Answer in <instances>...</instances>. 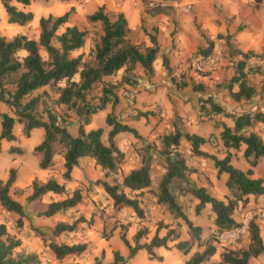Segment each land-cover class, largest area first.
<instances>
[{
    "label": "trees",
    "instance_id": "16d2710c",
    "mask_svg": "<svg viewBox=\"0 0 264 264\" xmlns=\"http://www.w3.org/2000/svg\"><path fill=\"white\" fill-rule=\"evenodd\" d=\"M33 0H0V5L6 16V22L17 26H23L32 20L30 11L18 9L14 3L22 6L28 5ZM68 2L69 0H58ZM166 5H152L145 8V13L154 15L166 9ZM72 7L61 15L40 16L37 19L38 34L36 39L28 38L24 34H17L6 39L0 36V102L9 108L10 114L0 113V140L11 141L14 139L12 126L17 123L21 126V132L28 136L33 128L43 130L42 140L33 147L40 154L37 166L40 169H48L53 165L52 157L59 154L62 158L61 178L69 180V172L81 157L93 160L100 170L106 174L118 169V160L121 153L114 143V136L120 132H127L136 138H140L137 131L116 120L108 113L105 123L109 126L106 134L107 144L101 141L102 129L100 127L84 130L89 124L90 117L96 111L101 110L109 103L113 109L117 102L114 92L115 84L111 83L110 77L119 69L128 73L136 67L150 77L153 73L152 63L159 53V46L153 35H147L148 44L134 42L130 39V29L121 12H117L114 18H109L98 6L92 13L86 16L89 22H98L100 35L98 41L91 48L86 57L79 53L74 57L69 53L82 47L85 31L74 25L65 26L63 31L56 34V30L68 20ZM217 39L223 38L232 56L239 55L240 58L233 63V73L226 84L227 97L234 102H248L254 96L259 100L264 99V73L259 79V89L255 88L248 73H258V66L246 65V60L251 57L264 59V49L259 53L252 51L241 52L231 49L228 41L229 35L216 34ZM55 40L57 45L52 44ZM206 46L198 47V54L205 57L214 49V42L205 39ZM40 51L44 52L41 56ZM162 65L167 70L172 83L175 82L169 72L167 58L161 57ZM208 74L207 71L202 73ZM123 82H131L128 77H122ZM194 91L202 90L200 82L188 81ZM181 80L175 82L177 88H183L188 84ZM60 83V85H59ZM98 85L99 95L97 104H93L86 95L92 92L94 86ZM44 86L54 88L57 96L53 103L63 108V117L59 118L56 112L46 106L41 95L30 94ZM29 96V98H27ZM199 110L212 115H220L230 118L231 126L220 122L221 130L218 140L224 155L221 158L201 150L199 147L211 141V136L202 137L194 133L180 131L173 128L159 136L156 148L154 145L142 147L140 164L129 169L118 183H109L107 180H96L104 193L110 198L114 206L130 208L137 217H141L142 211L135 198L129 197L128 193L148 188L150 185L149 164L151 153L154 152L162 159L163 173L160 175L154 193L155 202L163 206L173 218L181 219L186 226L189 236L188 241H177L173 246L182 254H186L193 240L197 246H202L200 251L192 252L184 261V264H247L249 259L264 252V242L259 236L258 225L251 221L247 228L246 243L242 246L224 248L219 253L217 261H209L215 252V244L212 236L206 239L200 238V227L193 225L185 216L177 197L189 195L197 203L194 212L197 214L201 208L208 205L213 213L212 223L215 229L230 228L237 225L232 218V212L238 203L245 204L248 195H263L264 185L260 178L251 177L252 168L260 159H264V143L254 128L255 123L264 124V112L255 108L240 113H229L221 107L210 96L198 97ZM41 105L40 109L38 106ZM71 113L73 122L66 121L64 114ZM69 113V114H70ZM144 113L138 112L133 118L137 119ZM68 116V115H65ZM184 140L190 154L201 159H210L218 176L226 175L224 186L227 189L226 201L211 196L203 186H196L190 179L189 174L196 169L189 167L182 153L179 151L180 141ZM153 146V147H152ZM233 151H240L241 157L246 161L248 167L241 170L230 163ZM105 176V175H104ZM15 180V169L9 168L4 181L0 180V210L12 213L16 216L15 224L21 225L23 216L22 205L9 194V189ZM30 193L25 197L26 201L39 199L51 193L57 199L45 203L44 209L37 214L42 217H50L57 213L65 212L80 202V193L75 188L68 190L64 183H58L53 178L43 182L31 180ZM76 229V220L68 223L66 221L56 222L51 229V236H58L63 232H72ZM35 230V228H34ZM37 236L44 242L42 232ZM146 233L145 229H137L132 235L133 245H130L123 233H119V239L127 249L126 257L113 251L112 261L108 264H125L126 259L134 256L137 250L144 249L148 259L156 258L152 248L166 247L167 241L178 238L177 233L168 229L163 236L154 233L148 243L140 244L138 240ZM20 245V240L14 234L6 231L3 223H0V264H39V258L34 252H24L14 249ZM46 246L55 259H62L67 255L80 254L85 245L83 243H65L49 240ZM91 264H104L95 259Z\"/></svg>",
    "mask_w": 264,
    "mask_h": 264
},
{
    "label": "rangeland",
    "instance_id": "374dc122",
    "mask_svg": "<svg viewBox=\"0 0 264 264\" xmlns=\"http://www.w3.org/2000/svg\"><path fill=\"white\" fill-rule=\"evenodd\" d=\"M156 4L161 6L166 5L167 7L163 12L154 15L145 13V8ZM233 4H237L238 6L237 10L239 13L236 18L230 14V11L234 8ZM98 6L103 7V11L109 18H114L117 12L123 14L130 29L129 36L132 41L148 44L147 35H153L160 48L157 57L152 63L153 73L150 77H147L139 67H136L128 73L119 69L109 78L111 83L116 85L114 92L117 95V102L113 109L107 103L103 109L92 114L90 122L84 126V130L100 127L102 129L101 141L107 144L106 134L109 126L105 123V116L111 113L116 120L126 125L127 121L130 120L139 123L134 129L140 135V138H136L127 132L117 133L114 136V143L122 155L118 160V169L104 174L98 166L94 167L90 170V174L86 173L87 177L81 180L76 179L77 185L74 188L80 193L81 198L79 203L65 212L57 213L50 217H42L37 213L44 209L45 203L57 199V196L48 194L32 201H26L25 197L31 191L29 187L31 180L35 179L37 182H41L40 177L37 176L38 174L35 175L39 171L38 169H40L37 166L40 154L35 152L33 147L42 140L43 131L40 128H34L26 137L21 132V126L15 123V128L13 129V125L11 131L14 139L8 141V144H4L8 146H2V139L0 140V180L4 181L6 179L9 168L15 169V180L9 189V194L22 205L23 216L21 225L17 226L14 214L0 210V223L4 224L8 233L14 234L15 237L19 238L20 245L14 250L34 252L39 258V264H91L95 259L108 264L112 261L113 251H118L123 257L127 255V249L120 241L119 233H123L129 244L133 245L132 235L137 229L142 228L145 229L146 233L138 240L140 244L148 243L154 233L159 237L163 236L168 229H172L173 233H177L178 238L174 241H167L166 247H163L164 249H157L155 251V248H152L156 256L158 252L168 254L176 253L175 251H177L180 257H188L192 252L196 250L200 251L202 246H197L196 241L193 240L186 254H182L173 246L177 241H188L189 236L183 221L173 218L163 206L155 202L154 193L156 192L159 177L163 173V168L162 159L154 152L151 153L152 158L149 164V187L137 190L134 193L125 191L129 197L137 199L142 211L141 217H137L128 207L114 206L101 186L95 181L105 179L111 184L120 182L122 176L129 169L139 166L140 154L143 153L142 147L148 144L154 145L156 148L159 136L162 133L173 128L191 133L183 129L184 124L191 125L192 133L194 134L202 137L211 136L210 142L199 147L201 150L211 153L218 158L224 155L218 140L219 133L214 129L219 126V123L214 124V128L208 123L203 124V120L200 118L201 115H204L203 111H199L201 115L195 117L194 120L183 116V112L174 115L173 118H167L165 116L167 115L165 114L166 107L163 104L162 106L156 104L152 109L153 111H140L138 110L139 108L135 107V104H137L136 100H134L135 96L133 95L132 97L130 95L136 94L133 93V90L136 89L137 91H143L144 94L145 92L154 91V96L156 97L154 103H157V100L161 102L170 97V87L175 86V82L193 80L200 82L203 86V89L198 91V93L201 92L199 93V97L210 96L215 101L223 103L226 107L233 105L227 97L226 84L229 76L224 67H232L235 60L230 61L233 56H231L225 40L223 38L217 39L216 34L218 33L222 36L228 34V41L231 44L230 48L239 50L240 48L237 47L239 42H235V36L241 37V41L247 39L245 36L247 19L250 20L253 26L264 21V0H243L242 2L239 0H69L68 2L33 0L25 6L16 5L18 9L30 11L32 14V20L23 26L7 23L5 13L0 5V36L10 39L14 35L24 34L28 38L36 39L38 34L37 19L40 16L48 14L53 16L61 15L72 7V12L67 22L56 30V34L63 31L65 26L71 25L84 30L85 36L82 47L70 52L69 56L74 57L81 53L83 54V58H85L87 52L98 41L101 33L98 22L92 23L86 19V16L92 13ZM223 26H225L224 31H222ZM248 28H250L249 25ZM205 39H211L215 46L208 56L203 57L198 54L197 48L206 46ZM52 44L57 45L54 39L52 40ZM40 54L44 56L43 51H40ZM163 55L167 58L169 72L175 80L174 83L171 82L167 70L162 65L161 57ZM246 65L248 67L258 66V73H248V77L258 91V81L261 73H264V59L251 57L246 60ZM204 71H207L208 74L203 75ZM126 76L131 82H123L122 77ZM98 87V85L94 86L92 92L86 95V98L93 104H97ZM186 87L188 88L185 91H188L190 95L192 89L189 82ZM157 89L160 90L157 91ZM54 90L52 87L44 86L33 91L30 97L38 94L41 95L40 99H44L46 106H49L60 118L63 117L64 111L62 106L53 103L57 96ZM256 97L254 96L251 102L239 103V109L250 110L249 105L258 106L260 100ZM137 101V105H140V98ZM142 101V103H145L147 100ZM187 106L188 103L185 101L183 107H185L186 111H188ZM40 107L41 105L38 106V109ZM142 107H145V104L143 106L140 105V108ZM9 111L11 110L0 102V113L6 112L10 114ZM193 111L194 106H191V112ZM138 112L144 113V115L134 119L133 117ZM69 113L64 114V117L66 121L73 122V115ZM148 113L149 115L151 113L154 114L152 118H146ZM161 113H164V115H160ZM142 118L146 119V124L147 121L150 124L154 122V127L149 128V126H145L146 124L142 125ZM163 120H165V123ZM195 120L198 123L193 124ZM214 121L219 122L218 120ZM254 128L256 131L261 132L259 136L264 143V125H255ZM179 151L184 156L186 164L196 169V172L189 174V179L196 186H204L210 195L225 202L227 189L222 185L220 176H216L212 161L192 156L184 140L180 141ZM231 151L234 154L231 159L233 166L237 168L248 166L241 155L236 153L237 151ZM57 155L59 154H55L52 158H56ZM53 164H56V162ZM56 168L54 167L53 169ZM58 174L61 178V171ZM257 174L261 177L262 183H264V161L258 165ZM222 186L224 190H222ZM177 201L183 213L192 224L200 227V238L206 239L210 237L211 231L215 227L212 223L213 213L209 206L205 205L195 214L194 207L197 200L189 195H185L177 197ZM249 202L250 200L247 197L245 204L239 202L233 210L232 218L236 222L244 214L253 209L260 212L259 219L257 218L255 221L263 217L260 207L253 206ZM74 220H76V229L74 231L63 232L56 237L51 236V229L56 222L66 221L71 223ZM34 228L37 232H42L44 242L37 236ZM49 240L68 244L83 243L85 248L80 254L67 255L58 260L54 258L46 246ZM222 251L223 248L215 245V252L209 258V261H215ZM152 260L157 259H148L144 249H139L133 257L126 259L125 264H170L168 260L167 262ZM169 260H171V257H169Z\"/></svg>",
    "mask_w": 264,
    "mask_h": 264
},
{
    "label": "crops",
    "instance_id": "0c3cea01",
    "mask_svg": "<svg viewBox=\"0 0 264 264\" xmlns=\"http://www.w3.org/2000/svg\"><path fill=\"white\" fill-rule=\"evenodd\" d=\"M239 1L242 2L243 0H239ZM14 4L15 5H20L18 3H14ZM233 6H234V8H233V10L230 11V14L234 15L235 18H236L237 14L239 13L238 10H237L238 6H237V4H233ZM149 17H151V16H149ZM251 24L252 23L250 22V20L247 19L246 20V27H245V31H246L245 32V34H246L245 36H246L247 39L245 41H241V37H236L235 36V38H236L235 42H239L237 47L240 48L239 51H241V52L252 51L253 53H259L261 50L264 49V21H262L261 23H258L257 25H254V26L251 25ZM248 25L250 26V28H248ZM222 29H223L222 31H224L225 30V26H223ZM239 58H240L239 55H235V57L233 56V58H231L230 61L233 60V59L236 61ZM224 69L227 71V74L230 77L231 74L233 73V64H232V67H228L227 66L226 68L224 67ZM186 88H188V87H186V86H184L183 88H177L176 86L170 87V92H171L170 97L165 99V101L161 99L162 100L161 102H159L157 100V103H154V100L156 98L154 96V91L147 92V93L145 92V94H144L143 91H137V89H136V90H133V93H136V94H131L130 96H132V97H133V95L135 96L134 100H136L137 104H138L137 100L139 98H140V103L139 104L141 106H143L145 104V107H142V108H140V105L135 104V107L139 108L138 110H140V111H146V110L153 111L152 109H153V107L156 104L157 105L159 104L161 106L163 104L166 107L165 114H167V115H165V116L167 118H173L174 115L180 114V113L183 112L182 113L183 116H187L188 118H192V120H194L195 117H198V115H201L200 114L201 112H199L200 110H199V102H198V97L200 96L199 93H201V92L198 93V91H201V90H198V91H192L191 90L190 91L191 94L189 95V92L185 91ZM158 90H160V89H157V91ZM256 98L258 99V97H256ZM142 100H147V101L145 103H142L143 102ZM185 101H187V103H188V106H187V110L188 111H186L185 107H183V104H184ZM231 102L233 103V105H228L229 107L224 106L223 103H220V102H217V103L229 113H240L242 111L247 110V109H241V110L239 109L238 104L239 103L244 104L243 102H234L232 100H231ZM249 102H251V101H249ZM191 106L192 107L194 106V111L193 112H191ZM248 107L251 108L250 111L254 110L255 108H258V110H260L261 112H264V99L260 100V103H259L258 106L249 105ZM9 113H10V111H9ZM188 113H190V114L187 115ZM203 114L204 115L200 116L201 120H203V124L208 123L210 126L213 127V126H215L214 124L219 123L218 127H216V128L213 127L216 130L217 133H219L220 130H221L220 122L224 123L227 126H231L232 125V121H231L230 118L223 117V116H220V115L214 116L211 113H206V112H204ZM153 115H154L153 113H151L150 115L148 113L146 118L150 119V118H152ZM160 115H164V113H161ZM145 120H146L145 118H142V121H143L142 122L143 124L141 123L142 125L146 124ZM214 120H216V121L218 120L219 122H215ZM163 121L165 123V120H163ZM135 122L136 121H134V120L127 121V125L132 127V128L137 127V124H139V123H135ZM148 122L149 121H147V124L145 126H149V128H153L154 127V122H153V124H150ZM194 123H198V121L195 120V121H193V124ZM254 125H260L261 126V125H264V124L255 123ZM14 128H15V125H14L13 129ZM91 129H93V128H91ZM183 129H186L187 131H190L192 133L191 125L184 124L183 125ZM257 133L259 135L261 134V132H258V131H257ZM2 142H3V143H1L2 146H8V145H4V144H8L9 143L8 141L5 142V140L2 139ZM230 152L232 153V156H231V159H232L234 154L231 151V149H230ZM236 153H239L241 155L240 151H237ZM52 160H53V163L56 162L57 165L53 164L51 166V168H48V169H38L39 171H37L35 173V175L38 174L37 176L40 177L39 179L41 180V182L45 181L48 178H53V179L57 180L58 183H64V186H65V188L67 190H68V188L73 189L77 185L76 179L81 180L84 177H87V174L88 173L90 174V170L93 169L94 167H97V165H94L92 159H89V158H86V157H81V158L78 159L77 164L71 168V170L69 172V177H70L69 180H63V179L60 178V176L58 174L59 171H61V172L63 171V168L61 166V164H62L61 156L57 155V157L56 158H52ZM262 161H264V159H260L258 161V163L252 168L251 177L260 178L261 179V177L257 174V168H258V165ZM230 163L232 164L231 160H230ZM54 167H57V168L53 169ZM247 167L248 166L241 167L239 169L245 170V168H247ZM214 171H215V169H214ZM218 176H220L221 183H222V185H224V181L226 179V175L224 173H221ZM3 177H1V178H3ZM17 177H18V171H17ZM263 185H264V183H263ZM224 188H225V186H224ZM222 190H224L223 186H222ZM48 194H51V193H47L46 195H48ZM247 197H248V200H250L249 204L251 203V204H253V206L260 207V209L263 212V217L260 220L255 221V223L258 225V228H259V236L262 239V241L264 242V194L263 195H257V196L248 195ZM252 201H255V202L252 203ZM157 249H164V248L163 247H156L155 251ZM175 252L176 253H168V254H163L161 252H158L157 256H160V258H161V260H159L160 262H167V260H168L170 262V264H184V261L188 257L181 256L182 257L181 258L179 256V254H177V251H175ZM169 257H171V260H169ZM218 257H219V255H218ZM217 260H218V258L215 261H217ZM152 261H158V260H152ZM247 264H264V252L259 254L258 256L254 257V258L249 259Z\"/></svg>",
    "mask_w": 264,
    "mask_h": 264
},
{
    "label": "built area",
    "instance_id": "2783aa9c",
    "mask_svg": "<svg viewBox=\"0 0 264 264\" xmlns=\"http://www.w3.org/2000/svg\"><path fill=\"white\" fill-rule=\"evenodd\" d=\"M260 217L258 210H251L244 214L237 225L230 228L213 229L211 236L213 243L220 246L221 248H231L236 246H242L247 239V228L251 221H254Z\"/></svg>",
    "mask_w": 264,
    "mask_h": 264
}]
</instances>
